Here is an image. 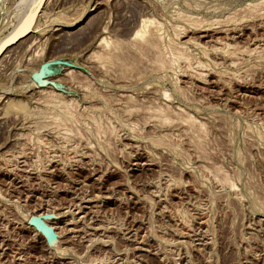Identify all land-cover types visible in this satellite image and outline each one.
Here are the masks:
<instances>
[{"label": "rangeland", "instance_id": "374dc122", "mask_svg": "<svg viewBox=\"0 0 264 264\" xmlns=\"http://www.w3.org/2000/svg\"><path fill=\"white\" fill-rule=\"evenodd\" d=\"M38 1L0 0V264H264V0H47L20 36Z\"/></svg>", "mask_w": 264, "mask_h": 264}, {"label": "water", "instance_id": "95a60500", "mask_svg": "<svg viewBox=\"0 0 264 264\" xmlns=\"http://www.w3.org/2000/svg\"><path fill=\"white\" fill-rule=\"evenodd\" d=\"M46 1L47 0H39L37 2V4L35 5L34 9L31 12V14L29 15L27 21L23 25V27H20V32H21L20 36L26 35L27 33H29L32 30V28L34 27V25L36 24V22L38 20L40 13L42 12V10L46 4ZM12 42H13L12 40H7V41H4L3 43L0 44V55L12 44ZM54 63H63V61H61V60L47 61L35 73L34 81L38 85L41 86V85H45L47 83L45 76L47 75V73L51 72V70L48 67H49V65L54 64ZM41 222L42 221L38 217H34L32 219V224H34L35 226H40Z\"/></svg>", "mask_w": 264, "mask_h": 264}, {"label": "bare ground", "instance_id": "6f19581e", "mask_svg": "<svg viewBox=\"0 0 264 264\" xmlns=\"http://www.w3.org/2000/svg\"><path fill=\"white\" fill-rule=\"evenodd\" d=\"M149 19H147V18H143L142 19V21H141V27H140V29L135 33V36H137L138 37V35H139V39H142V38H140V34H146L147 35V30L149 29V25H151V22H150V24H149ZM75 24V22L74 23H72L71 25H74ZM201 26V25H200ZM147 28V30L145 31V29ZM143 31H145V32H143ZM155 32V31H154ZM154 34V33H153ZM145 35V36H146ZM145 36H144V38H145ZM148 36V35H147ZM150 37V36H149ZM104 38V37H103ZM135 38V37H134ZM143 38V39H144ZM147 39V38H146ZM145 39V40H146ZM149 39H147V41H145L146 43L147 42H150V40L148 41ZM169 40V39H168ZM141 41V40H140ZM144 41V40H143ZM158 43V42H157ZM106 44V43H105ZM109 44V43H108ZM108 44H106V45H108ZM135 44V43H134ZM143 44V43H142ZM171 44V43H170ZM147 45H148V43H147ZM159 45V44H158ZM157 45V46H158ZM162 45V44H161ZM110 46V45H109ZM153 46V45H152ZM171 48H172V46H170ZM164 48H166V46H164ZM115 49V48H114ZM176 49V47L173 49V50H175ZM179 49H181V48H179ZM122 50V49H121ZM163 50V49H162ZM164 50H166V49H164ZM182 50H184V49H181V50H179V51H182ZM128 51V50H127ZM124 52V51H123ZM177 52H178V49H177ZM182 53V52H181ZM122 54V53H121ZM182 54H184V53H182ZM188 54V53H187ZM106 55V54H105ZM161 55V54H160ZM174 55H176V53L174 54ZM173 55V56H174ZM182 56V55H181ZM180 56V57H181ZM186 56H188V55H186ZM178 57V56H177ZM183 57V56H182ZM173 58V57H172ZM171 58V59H172ZM108 59H109V56H108ZM173 60V59H172ZM160 61V60H159ZM162 63V62H161ZM20 105V104H19ZM16 106V105H15ZM9 108V107H8ZM23 108H24V106H23ZM19 110V109H18ZM8 111V110H7ZM41 229H42V231H43V233H45V231H44V224L42 223V224H40V226H39ZM39 231H41V230H39ZM50 233V232H49ZM49 233H45V236H46V239H47V242H48V244H49V246H53L52 245V241L54 240H51L53 237H51V233L49 234ZM56 243V242H55ZM54 243V244H55ZM55 246V245H54ZM53 248V247H52ZM54 249V248H53Z\"/></svg>", "mask_w": 264, "mask_h": 264}]
</instances>
